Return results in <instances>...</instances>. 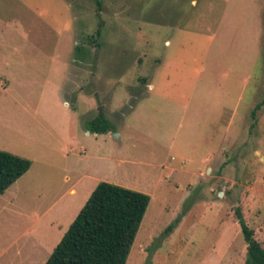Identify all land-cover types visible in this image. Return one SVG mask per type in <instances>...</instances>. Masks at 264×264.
<instances>
[{"label": "rangeland", "instance_id": "rangeland-1", "mask_svg": "<svg viewBox=\"0 0 264 264\" xmlns=\"http://www.w3.org/2000/svg\"><path fill=\"white\" fill-rule=\"evenodd\" d=\"M98 2L0 0V150L32 162L0 196V264H45L99 182L150 197L125 264H245L236 208L264 241V0ZM98 114L114 132L85 130Z\"/></svg>", "mask_w": 264, "mask_h": 264}, {"label": "trees", "instance_id": "trees-1", "mask_svg": "<svg viewBox=\"0 0 264 264\" xmlns=\"http://www.w3.org/2000/svg\"><path fill=\"white\" fill-rule=\"evenodd\" d=\"M99 5L98 0H95ZM100 28L91 36L99 47ZM83 50L75 46V61L83 58ZM146 85V80H138ZM151 90V89H150ZM264 108V97L251 112L255 126L256 113ZM92 134L114 132L115 127L104 115L98 114L84 124ZM31 160L0 150V196L30 170ZM150 197L107 182H99L91 192L45 264H125ZM235 218L246 244L245 264H264V241L258 242L236 208ZM174 225L164 231L169 234Z\"/></svg>", "mask_w": 264, "mask_h": 264}, {"label": "crops", "instance_id": "crops-1", "mask_svg": "<svg viewBox=\"0 0 264 264\" xmlns=\"http://www.w3.org/2000/svg\"><path fill=\"white\" fill-rule=\"evenodd\" d=\"M146 84H147V82H146ZM148 84H149V85H148ZM148 84H147V86H148L149 88L153 89L152 84H150L149 82H148ZM24 175H25V174H24ZM21 178H22V177H21ZM21 178H20V179H21ZM20 179H18L16 182H18ZM16 182H15V183H16ZM15 183H14V184H15ZM14 184H13V185H14ZM13 185H12V186H13ZM12 186H11V187H12ZM11 187H10V188H11ZM10 188H8V189H10ZM8 189H7V190H8ZM7 190H6V191H7ZM4 193H5V192H4ZM2 195H3V194H2ZM17 252H20V251L18 250ZM14 254H15V252H14Z\"/></svg>", "mask_w": 264, "mask_h": 264}]
</instances>
